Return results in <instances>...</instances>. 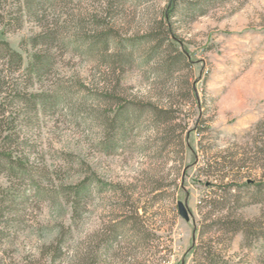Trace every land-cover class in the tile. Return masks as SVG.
<instances>
[{"label":"rangeland","instance_id":"1","mask_svg":"<svg viewBox=\"0 0 264 264\" xmlns=\"http://www.w3.org/2000/svg\"><path fill=\"white\" fill-rule=\"evenodd\" d=\"M174 1L46 0L33 14L0 0V39L22 57L17 71L0 60V103L12 88L50 100L8 103L30 174L0 172L24 196L1 264H264V0ZM160 26L176 39L150 55ZM169 48L187 59L170 72ZM35 53L49 63L30 72Z\"/></svg>","mask_w":264,"mask_h":264},{"label":"trees","instance_id":"2","mask_svg":"<svg viewBox=\"0 0 264 264\" xmlns=\"http://www.w3.org/2000/svg\"><path fill=\"white\" fill-rule=\"evenodd\" d=\"M46 0H23L25 6L27 7V11L30 13H37L38 11H42L44 9V4ZM180 3L179 0L174 1V5L177 8L178 3ZM189 4H184V7L187 9L189 8ZM202 14L204 12H201ZM166 16V15H164ZM95 22V21H94ZM161 25V23L159 22ZM162 30V26H160V29L158 30V34H163L161 38L158 39V37H155L154 35H151V37H148L150 41H156L157 43L152 44L151 46V54L150 55H157V53L162 52L161 48L164 46V42L167 41L168 47H172V41H169L168 38L175 36L169 31L168 28H164ZM168 34L170 35L168 37ZM113 37V36H112ZM47 39V41H51L54 39L53 34H45V32H41L40 34L36 35V39ZM113 39V38H112ZM111 39V34L109 32H105L103 36H93L89 38V42L91 44V48L94 46H104L108 45L109 41ZM54 41V40H53ZM49 43V42H48ZM164 50V49H163ZM166 50V49H165ZM174 53V54H173ZM7 59L8 69L12 71H17L21 66L22 57L20 54L12 49L9 44L2 39H0V60ZM49 59L44 57L43 55L39 53L33 54V59L31 62H29L28 69L30 72H36L41 69H43L48 62ZM182 61H187L185 54L181 52L178 48L172 49L168 53H161L159 56V62L163 63V68H168L167 71L169 72L171 70H174V67ZM5 69L3 67H0V91H3L5 87L7 89L9 88V85L7 84V80L5 79L4 72ZM166 71V72H167ZM8 85V86H6ZM10 97V98H9ZM49 98L44 97L42 94L35 92V93H28L24 92L22 90H19L17 88H12L11 93H8L6 96V102L0 103V139H1V145H0V172L6 173V176L8 178H25L26 176H29V170L28 167L24 164L22 161V158L17 156V154H14L15 148L18 144L19 136L13 132L12 123L14 122L15 118L12 117H6L7 107L9 106L8 103H23L25 105H29L32 109H36L37 105H45L47 104V101ZM50 101V100H49ZM8 104V105H7ZM123 103L118 105V109L113 115L112 123H115L117 120L120 125H123L122 122L126 117V109L124 110V106H122ZM122 106V107H121ZM9 118V119H7ZM117 121V123H118ZM118 125V124H117ZM121 127V126H120ZM13 186V184H12ZM86 186L82 187H76L75 188V194L78 197V200L82 199L86 194ZM24 197L23 194H19L17 189L8 186L7 188H1L0 187V250L3 249V243H5V240L8 239L12 234L9 230V222L14 220L13 218L9 217V213L12 211L13 206L16 205L19 198ZM1 264V263H0Z\"/></svg>","mask_w":264,"mask_h":264},{"label":"water","instance_id":"3","mask_svg":"<svg viewBox=\"0 0 264 264\" xmlns=\"http://www.w3.org/2000/svg\"><path fill=\"white\" fill-rule=\"evenodd\" d=\"M177 205H178V211H179V214H180L185 220H188L189 215H188V210H187L186 203H185V202H182V201H178V202H177Z\"/></svg>","mask_w":264,"mask_h":264}]
</instances>
